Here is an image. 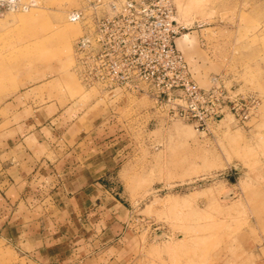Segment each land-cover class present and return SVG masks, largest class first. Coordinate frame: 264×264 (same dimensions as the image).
Segmentation results:
<instances>
[{
  "label": "rangeland",
  "instance_id": "374dc122",
  "mask_svg": "<svg viewBox=\"0 0 264 264\" xmlns=\"http://www.w3.org/2000/svg\"><path fill=\"white\" fill-rule=\"evenodd\" d=\"M90 1L0 7L1 159L29 133L47 148L26 199L0 203V264H264V0H158L193 80L239 98L205 131L146 95L82 84L85 22L68 13Z\"/></svg>",
  "mask_w": 264,
  "mask_h": 264
},
{
  "label": "built area",
  "instance_id": "2783aa9c",
  "mask_svg": "<svg viewBox=\"0 0 264 264\" xmlns=\"http://www.w3.org/2000/svg\"><path fill=\"white\" fill-rule=\"evenodd\" d=\"M18 2L0 0V7ZM87 11L72 15L85 22L74 46L75 71L85 86L146 95L167 106L170 118L202 131L240 104L219 78L211 77L207 86L193 80L175 44L170 3L160 10L158 0H92Z\"/></svg>",
  "mask_w": 264,
  "mask_h": 264
},
{
  "label": "crops",
  "instance_id": "0c3cea01",
  "mask_svg": "<svg viewBox=\"0 0 264 264\" xmlns=\"http://www.w3.org/2000/svg\"><path fill=\"white\" fill-rule=\"evenodd\" d=\"M181 43L184 44L183 42ZM31 137L32 133H29L28 136L18 137L12 147L6 150V153L9 155L7 161L1 159L3 154L0 153V203L2 204L15 203L26 199V195L29 193L28 186L32 173H40L45 169L44 163L47 164L45 161L47 153V148L44 145L45 142L41 139L40 135H33V137H35L34 140H31ZM27 138L29 144L26 143ZM76 138H78V136H76ZM13 149L15 150L14 152L12 151ZM53 151H55V148H53ZM7 191L12 192L11 194L13 196H6ZM3 226L6 227V225ZM5 227L0 228L1 233L4 231ZM28 234L31 235L30 232ZM38 234L41 236L42 232L38 231ZM35 236L37 237V234H35ZM38 242L39 246L33 248L39 250L47 249V246L44 245L46 242L41 238ZM55 248L56 247L52 245L50 250L53 251ZM63 248L64 247H62V249ZM85 260L86 259L70 261L63 257L55 256L53 258L52 256H46L44 263L41 262L39 264H82Z\"/></svg>",
  "mask_w": 264,
  "mask_h": 264
},
{
  "label": "bare ground",
  "instance_id": "6f19581e",
  "mask_svg": "<svg viewBox=\"0 0 264 264\" xmlns=\"http://www.w3.org/2000/svg\"><path fill=\"white\" fill-rule=\"evenodd\" d=\"M72 15H73V11H70L68 13V17H69L70 21H74V20H72ZM74 22H79V21H74ZM180 39L184 40L185 43H188L190 41L189 39H187V36L180 37Z\"/></svg>",
  "mask_w": 264,
  "mask_h": 264
}]
</instances>
